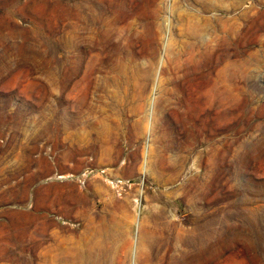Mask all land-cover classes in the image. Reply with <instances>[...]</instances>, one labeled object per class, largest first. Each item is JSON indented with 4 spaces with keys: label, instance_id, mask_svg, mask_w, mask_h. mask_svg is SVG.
I'll return each instance as SVG.
<instances>
[{
    "label": "rangeland",
    "instance_id": "obj_1",
    "mask_svg": "<svg viewBox=\"0 0 264 264\" xmlns=\"http://www.w3.org/2000/svg\"><path fill=\"white\" fill-rule=\"evenodd\" d=\"M212 1L221 7L206 13L194 0H95V9L88 6L84 14L82 0H0V264H78L61 256L91 239L102 217L130 243L127 255L119 247L115 264H170L168 243L175 247V264L191 256L197 264H264V0ZM113 3L115 25L140 34L143 54L117 72L98 110L93 104L102 92L87 91L88 74L98 63L104 67L94 76L108 75L113 61L108 38H102L109 42L104 46L93 43L100 31L93 17L107 16ZM184 11L222 16L226 29L238 24L239 41L232 43L230 34L223 52L215 51L219 39L210 42L209 78L192 84L196 97L205 99L206 82L216 86L222 71L221 118L212 115L208 127L199 125L195 141L175 136L169 147L163 113H154L156 83L173 87L169 65L175 47L188 38L177 15ZM148 20L157 33L153 47L146 44ZM205 36L202 44L210 38ZM84 58L89 68L78 82ZM151 58L158 76L138 113V65ZM97 115L121 122L107 155L93 145ZM142 117L141 130L136 124ZM143 220L155 233L146 252L137 237ZM172 222L175 241H166ZM50 230L63 254L56 247L51 253Z\"/></svg>",
    "mask_w": 264,
    "mask_h": 264
},
{
    "label": "bare ground",
    "instance_id": "obj_2",
    "mask_svg": "<svg viewBox=\"0 0 264 264\" xmlns=\"http://www.w3.org/2000/svg\"><path fill=\"white\" fill-rule=\"evenodd\" d=\"M94 1L95 0H82V2H83L82 7L84 8V10H83L84 14L86 12V9H88V6H89V10L95 9L93 7ZM194 1L197 2L198 4H200L202 7V10L206 13L217 8V7H221L218 3H216L212 0H194ZM216 1L221 2L222 0H216ZM115 4L116 3H113L109 6V8L107 9V14H108L107 16H104V14L99 13V15L97 17H95V18L93 17V19L96 20L100 25V31H99V33H97L94 36L93 43L95 44L96 47L104 46L105 42H107L108 44H109V42L104 41L102 38L103 37L108 38L110 41L108 49H110V52L112 53L111 58L113 61L111 71L110 72L108 71L109 72L108 75H106L104 77L94 76V73L97 72V70H100L101 67H104V65H98V63H95L94 66L91 67V72L88 74V82L86 85L87 91L91 87H93L96 92H102V94L97 95L98 97L95 100V102H97V103L93 104L94 107H97V108L102 106V102L100 100L104 97L103 96L104 91L105 92L108 91V88L111 87L112 81H113L115 75L117 74V72H119V71L121 72L124 69H126L127 61L130 58L139 59V57L143 54L141 51H139L137 49L138 42L136 41V39L139 38L140 34L135 32V31H132L127 26L119 27V26L115 25V20H116L115 15H114ZM180 9H183V8H180ZM262 14H263V12H262ZM177 15L179 16V18L182 21L181 24L183 23V25H184L185 35H187L188 38L182 44L180 43V45H182V46H180L179 48L175 47V53H174L171 65H169V71H172V73H175L174 77L170 78L173 82V87H169V88L164 87L161 79H159L158 82L156 83V86L159 90V93H158L157 97L155 96L156 99L154 102L155 116L156 115L158 116L159 112L163 113L164 120L162 122L164 123V127L166 128L165 134L168 137L167 138L168 139L167 140V146H169V147L171 146L172 142L175 143V136L176 137H185L187 140L189 139L191 142L195 141L197 139L198 135L201 134L199 131L200 130L199 125H202L204 127L205 126L208 127L210 124L208 118L212 115H214L218 118H221L222 113H223L222 111H224L223 107L225 106L224 105L225 91H224V86L222 84V79H223L224 74L222 73V71L220 70V72H219V78L217 80L216 86L210 87V83L206 82L207 92H206V98L204 99L202 97L203 100L202 99L199 100L196 97V95L193 92L192 84L198 78H200L202 81H204L205 78H209L208 77L209 73L205 70V68L206 67H208V69L210 68L209 67L210 58L208 55V49H209L210 42L216 41L217 39H219L218 40V48L215 51L216 52L217 51L223 52L225 50V47H223L224 40L226 39V37L231 36L230 34L235 35V37L232 38V43H237L239 41L238 40L239 39V32L237 31L238 30L237 29L238 24L233 23L232 22L233 20L231 21L232 23L230 24L229 29H226V26L224 25V21L226 20V18H224L222 16L214 17V16H210L207 14H199V13H196L194 11H192V12L184 11V12L179 13ZM89 20L90 19H88V21ZM239 27L241 28V29H239V31H242L243 26L241 25ZM144 29L146 32L145 33L146 34V36H145L146 44L149 45L150 47H153V44L157 41V33L155 30L154 21L148 20V21L144 22ZM246 29H248V28H246ZM98 34H101V36L97 38ZM205 35H209L210 38L207 42L202 44L201 41H203ZM175 36H176V34H175ZM100 39H101V41H99ZM205 39L207 40L208 38L206 37ZM229 39L230 38H228V42L230 43L231 40L229 41ZM171 41L172 40L168 41L167 44L169 45V42H171ZM232 43H230V44H232ZM224 45H225V43H224ZM229 46H231V45H229ZM235 46H236V44H235ZM210 47H211V45H210ZM214 48H215V46H214ZM232 48H231V50H232ZM238 48H239V46H238ZM237 51L239 52V50H237ZM154 56H155V51L152 52V57H154ZM222 57H223V55H222ZM218 65H220V64H218ZM140 67L141 66L138 65V70L140 71V75H141L139 83H141V85L139 86L138 91L136 93L137 94L136 101H138V105L136 107V110H138V113L141 110H144V108L146 106V103L148 100L146 98V96H147L146 94H147L150 82L153 79L157 80V76H158V73H157L158 66L156 65V62L153 60V58H151L150 62L147 63L144 67H142V68H140ZM88 68H89V66L86 65L85 58H84V60L82 62H80L79 70L75 76V78L77 79L78 82H80L84 79V74H86ZM221 69L223 70V68H221ZM170 74H171V72H170ZM165 80H169V79H165ZM69 84H70V78L66 73V78H65L66 92H67V89L69 87ZM208 85H209V87H208ZM152 98H153V96H152ZM148 101H150V100H148ZM98 110H99V108H98ZM80 111L81 110H79V112ZM175 114L178 116L179 125H175ZM79 115L80 114H78V116ZM141 119L142 120L141 121L139 120V122L136 125L139 129L142 130L144 128V118L142 117ZM92 123H93V127L95 130V135H94L95 137H93L94 138L93 139V145H99V147L101 149L99 151H102V154H105V155L109 154L111 151L110 148H111V144H112V134L114 131H118V129H120L119 125L121 124V122L118 120L115 123H111L110 120L107 121V117H105L104 115L103 116L97 115V116H95V119ZM66 125L68 126L67 128L70 129V127H69L70 124H69L68 118H67ZM75 125L78 126L74 130V136H76L75 141L77 142V145L80 146L81 131H80L79 127L81 124H79V119L76 120ZM203 131H206V128ZM72 155H73V153L68 155L67 158L70 159L72 157ZM129 165H131V164H129ZM68 187H71V186H68ZM81 194H80V196H81ZM76 195H78V194H76ZM68 199H69V197H68ZM71 202H73V201H71ZM102 214H104V213H102ZM127 217L128 216H126L125 218H127ZM131 217H132V215H131ZM173 217H175V215ZM102 218H103V220L100 224V227L97 231H95L96 233L92 234L93 235L92 238L89 240L83 241V244L79 243L78 245H75L71 249L72 254L70 256L69 255H66V256L62 255L61 260L70 259L72 261L77 262L78 264H115V262H114L115 261V255L118 253L120 246H122L121 252L124 255H127V252L130 250V243L127 242L128 240L127 239L125 240L124 235L115 234L116 232L113 234V229H115V228L113 226L109 225V223L107 222V219H108L107 217H102ZM135 218H136V216H135ZM130 219H133V217ZM133 220H135V219H133ZM93 222H94V220H93ZM172 223L173 224L170 227L172 232L170 231L171 235L168 236L167 239H165L166 241H168V240L175 241V222H172ZM98 224H99V222H98ZM52 225H54V224H52ZM90 226H92V225H90ZM129 226H131V225H129ZM54 229H55V227H54ZM150 229L151 228L146 224V220L141 221V223L139 224V236H137V237H139V249H142V251H144V252H146L150 249V247L154 241L155 233ZM182 229H183V226H182ZM50 231L51 232H49L48 235H49V239L52 241L50 244V247H52L51 251H53V252H51V253H53V254L55 253L53 249L56 247V248H60L61 253L63 254L64 251H63L62 244L56 243V241L58 240L57 237H56L57 240L55 241V235H56L55 231L54 230H50ZM194 231H195V229H194ZM105 233H107V234L103 237V240L96 239L97 234H99V235L101 234V236H102ZM123 233L126 235L129 234V232L126 230H124ZM110 234L113 236L111 237ZM198 234H200V233H198ZM116 236H119L120 240ZM110 238L112 241L111 243L107 241ZM191 238H193V237H191ZM188 239H190V238H188ZM121 240H122V244L119 245L117 242L121 241ZM183 244H185V243H183ZM165 245L167 246V249H166L167 253L168 254H169V252L172 253L170 256V257H172L170 264H175V247H173L170 243H168V245L167 244H165ZM202 246H203V244H202ZM205 247H207V246H205ZM192 249H194V247ZM49 250H48V252H49ZM203 250L204 249L202 248V251ZM204 262L205 261H202V263H200V264H204ZM178 264H197V262H196L195 258L193 256H191V257L180 259Z\"/></svg>",
    "mask_w": 264,
    "mask_h": 264
}]
</instances>
